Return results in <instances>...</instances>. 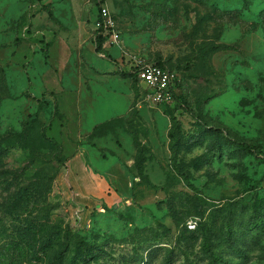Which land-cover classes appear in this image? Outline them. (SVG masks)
<instances>
[{
    "label": "rangeland",
    "instance_id": "rangeland-1",
    "mask_svg": "<svg viewBox=\"0 0 264 264\" xmlns=\"http://www.w3.org/2000/svg\"><path fill=\"white\" fill-rule=\"evenodd\" d=\"M158 59L186 107L122 77ZM241 142L264 147V0H0V264H264V162ZM79 150L109 163L89 206Z\"/></svg>",
    "mask_w": 264,
    "mask_h": 264
},
{
    "label": "built area",
    "instance_id": "built-area-1",
    "mask_svg": "<svg viewBox=\"0 0 264 264\" xmlns=\"http://www.w3.org/2000/svg\"><path fill=\"white\" fill-rule=\"evenodd\" d=\"M104 32L106 37L114 44H119V34L114 29V23L109 9L103 5L101 8ZM134 68H137V78L139 84L144 88V93L152 103L175 104V92L181 81L178 72L168 66H161L154 61H136ZM191 227L195 224H189Z\"/></svg>",
    "mask_w": 264,
    "mask_h": 264
},
{
    "label": "crops",
    "instance_id": "crops-1",
    "mask_svg": "<svg viewBox=\"0 0 264 264\" xmlns=\"http://www.w3.org/2000/svg\"><path fill=\"white\" fill-rule=\"evenodd\" d=\"M71 166L76 170V186L79 194L86 198L85 205L89 206L95 199L106 197L105 190L109 186L108 178L105 173L109 169V163L105 168H98L89 163L87 154L79 150L75 155L69 156ZM104 160V159H103ZM103 162H108L104 160Z\"/></svg>",
    "mask_w": 264,
    "mask_h": 264
},
{
    "label": "trees",
    "instance_id": "trees-1",
    "mask_svg": "<svg viewBox=\"0 0 264 264\" xmlns=\"http://www.w3.org/2000/svg\"><path fill=\"white\" fill-rule=\"evenodd\" d=\"M104 40H105L104 36L101 35L97 49L102 48ZM154 62L161 65V66H168L161 59H158ZM136 71H137V68H133L131 71L122 72L121 74H122V77L132 78V77L137 76ZM180 87H181V84L179 83L178 89L175 92V104L179 105L182 108V107H186V103H185L186 101L183 100L182 93H179ZM197 118L199 119L200 117L197 116ZM241 146L244 149H246L248 152L254 154L258 161L264 162V147L262 145L257 144V143L241 142ZM38 185H39L38 181L33 182V183L27 185L26 187L21 188L16 194L12 195L10 200L13 199V202L11 204V210L10 211L14 216H16L17 218H20L22 213L19 212V210L23 211V209H21V208L28 205V203L31 201V198L34 196L36 197L37 194H39V189H38L39 186ZM32 190H34V191L32 192ZM22 205H23V207H22ZM29 226H30V223H29ZM24 237L27 239V241L29 240L28 234H25ZM0 261H1V256H0Z\"/></svg>",
    "mask_w": 264,
    "mask_h": 264
}]
</instances>
